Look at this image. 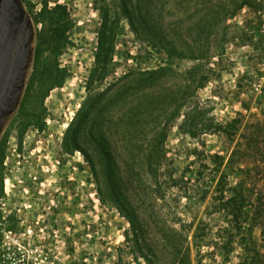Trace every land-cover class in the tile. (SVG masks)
<instances>
[{"label":"rangeland","instance_id":"obj_1","mask_svg":"<svg viewBox=\"0 0 264 264\" xmlns=\"http://www.w3.org/2000/svg\"><path fill=\"white\" fill-rule=\"evenodd\" d=\"M19 1L28 44L13 110L0 128V201L6 208H20L26 218L40 224L46 219L42 217L46 202L49 212L57 210L58 229L55 222L46 227L48 233L31 229L20 248L15 239H5L18 254L27 250L31 256L15 264H38L37 254L31 253L35 248L41 251L38 245L48 250L47 255L41 254V264L56 263V254L62 264H264V206L260 218L253 212L237 229L217 212L215 197L220 176L227 177V187H234L242 177L238 169L247 170L245 180L253 200L264 197V0H157L156 10L161 6L162 24L171 26L174 41L212 43L210 57L196 61L147 45L122 15L119 0ZM103 12L115 29L105 76L104 69L98 70L103 65L95 59ZM60 22L66 28L65 46L56 45L50 33V25ZM209 23L212 27L207 28ZM199 26L206 27L200 31ZM162 66L173 69L163 81V89L172 95L188 74L206 81L192 92L197 113L186 127L192 136L178 128L184 120L181 111L164 143L165 170L155 180L145 173H128L129 150L124 147V128L118 126L119 118L148 91L138 92L129 84L121 108L103 110L94 104L86 110V102L91 93L99 94L120 82L115 81L120 76ZM159 89L151 94L161 93ZM80 110L88 111L84 121L117 122L115 130L109 131L116 136L113 150L120 188L129 195L144 225L141 245L149 263L126 238L129 224L113 204L100 169H93L79 151L65 145L68 127ZM237 117L251 124L263 120V125L251 127L249 136L256 135L251 162L233 163L235 169H231L226 163L238 138L230 142L218 134L202 133L201 128ZM86 128L73 125L69 139ZM150 131L141 133L146 137L144 151ZM80 144L92 152L86 140ZM214 155L225 159L218 172L211 160Z\"/></svg>","mask_w":264,"mask_h":264},{"label":"trees","instance_id":"obj_2","mask_svg":"<svg viewBox=\"0 0 264 264\" xmlns=\"http://www.w3.org/2000/svg\"><path fill=\"white\" fill-rule=\"evenodd\" d=\"M119 4L124 18L128 20L129 25L147 45L168 51L174 56H183L193 61L210 57L208 52L210 51L212 43L207 40L187 39L176 42L172 39L169 35L171 26L166 25L165 27L162 24V15L161 12H158L161 6L156 10L159 4L157 0H119ZM207 9L210 14L211 6ZM108 17L107 12H103L101 25L97 33L98 52L95 55V59L96 63L103 65L102 68L98 69L101 71L108 66V61L112 55L114 46L115 29ZM205 27L199 26L198 29L202 31ZM210 27H212L211 23L208 24L207 28ZM192 28L187 27L189 30H192ZM65 31L64 22L50 25V33L56 45L65 46L67 44L68 39ZM172 71L173 69L167 66L158 67L153 70H134L116 79L115 81H120L116 85L110 84L101 93H91L88 97L86 102L88 107L86 110L94 104L100 105L101 109L105 110L117 107L121 108L120 102L125 92L124 90L129 84L135 85L138 92L142 90L148 91V94L143 96V99H140L137 106L131 108L132 110L129 113L126 112L123 114L125 119L123 116L119 118L121 123V125H118L119 130L124 128L122 133L124 147L129 150L126 164L128 173L130 174L140 175L145 173L155 180L162 177L167 158L164 143L169 128L172 127L175 117L181 111H184V120L178 128L182 133L192 136V133L186 129L188 123L193 120L197 113L196 102L194 101L192 92L204 87V80L206 81V79H195L194 75L191 76L188 74L184 78L185 84L182 85L178 92L171 91L173 93L172 95L163 89V81L167 73ZM105 72L106 70L104 69V76L105 74L107 75ZM156 89L162 92L159 94H151L152 90ZM84 115L87 116L88 111H84L83 114L80 110L72 125L68 127L67 132L69 136L73 125L80 127L85 124L87 125L86 130L80 135H77V133L71 134L70 139L66 136L64 139V142L66 141L65 145L71 151H79L93 169H95V166L100 169L108 186L113 204L129 224V231L126 233V238L133 243V246L140 256L149 263L151 260L144 254V248L141 245V241L144 239V225L129 195L126 194L124 189L120 188L121 173L115 158V151L113 150L116 136L112 135L109 131V128L111 131L115 130L117 127L115 123L117 122L114 121L111 124L110 121L105 125H97L96 121L91 118L84 121ZM168 115L171 119H168ZM112 116H114L113 113ZM262 125L263 120H257L251 124L248 121L243 123L242 119L237 117L225 123H216L213 126L212 123L210 125H204L201 128V132L221 135L225 140L230 142H235L236 137L238 138L226 163L227 167L235 169L233 163L251 162V158L253 159L254 148L252 143L256 135L251 134L249 136V134L251 133V127L259 128ZM148 128L151 129L150 133L152 135L147 142L148 149L144 151L142 147L145 144L146 137H142L141 133H144ZM131 131H138L140 134L130 135ZM246 137L250 139L245 140ZM67 139L70 142L67 143ZM81 139L86 140L92 152L87 151L81 146ZM235 158L236 161H234ZM211 160L217 166V172L225 162V159L219 155H214L211 157ZM246 171L244 169H238L242 177L234 187H227L228 183L225 175L220 176V181L216 186V210L220 215H223L228 225L234 226L237 229L245 224L246 219L253 212H255L254 214H258L256 218H260V210L264 206V197L259 196L253 200V192L247 187L248 184L245 180ZM226 193H229V195H226ZM254 201L257 202L255 203Z\"/></svg>","mask_w":264,"mask_h":264},{"label":"water","instance_id":"obj_3","mask_svg":"<svg viewBox=\"0 0 264 264\" xmlns=\"http://www.w3.org/2000/svg\"><path fill=\"white\" fill-rule=\"evenodd\" d=\"M24 9L19 0H0V128L13 110L25 47Z\"/></svg>","mask_w":264,"mask_h":264},{"label":"flooded vegetation","instance_id":"obj_4","mask_svg":"<svg viewBox=\"0 0 264 264\" xmlns=\"http://www.w3.org/2000/svg\"><path fill=\"white\" fill-rule=\"evenodd\" d=\"M1 196V195H0ZM46 202L42 204V217L46 216V219L42 221V224L40 223H33L31 222V218H26V213L21 210L20 208L13 207L11 205L8 206V208L4 207V204L0 201V264H15L16 262H20L25 260L24 258L30 259V255H26V252L29 253L27 250L22 251V255L18 254L16 251V247H11V244L5 241V239L10 238L15 239L13 243L15 246L24 245L26 244L24 242V235L30 232V230H34L35 233L37 231L43 232L46 231L49 232L48 228H46L50 222H55V229H58L57 225V218L58 213L57 210L53 212L48 211V207L46 206ZM48 215L52 216L48 218ZM54 216V217H53ZM54 219V220H53ZM43 228V229H42ZM52 233H55V230H52ZM40 232V233H41ZM8 233L12 236H8ZM56 237V236H55ZM68 240V239H67ZM41 243H45L44 240L40 241ZM55 243L58 241L55 240ZM34 244V243H31ZM31 244H27L28 248L31 247ZM47 244V243H46ZM45 246L38 245V248H41V251H38L37 248H35L34 252H31L33 254H37V257L34 259L38 261V264L44 263V261L41 258V254L48 253V250L43 251ZM40 252V253H39ZM43 257V256H42ZM56 260V263L54 264H62V260L58 258V254H56V257L53 258ZM20 264V263H19Z\"/></svg>","mask_w":264,"mask_h":264}]
</instances>
